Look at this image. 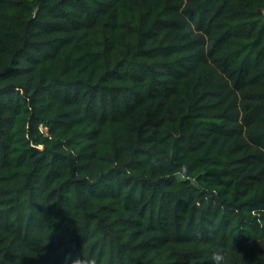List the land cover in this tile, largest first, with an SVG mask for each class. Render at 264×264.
Returning a JSON list of instances; mask_svg holds the SVG:
<instances>
[{
    "label": "trees",
    "instance_id": "16d2710c",
    "mask_svg": "<svg viewBox=\"0 0 264 264\" xmlns=\"http://www.w3.org/2000/svg\"><path fill=\"white\" fill-rule=\"evenodd\" d=\"M216 251L264 264V0H0V264Z\"/></svg>",
    "mask_w": 264,
    "mask_h": 264
},
{
    "label": "clouds",
    "instance_id": "9594fccd",
    "mask_svg": "<svg viewBox=\"0 0 264 264\" xmlns=\"http://www.w3.org/2000/svg\"><path fill=\"white\" fill-rule=\"evenodd\" d=\"M65 264H95L94 259H87L80 256L72 257L68 256L65 258ZM210 264H225V256L222 251H216L212 253L210 257Z\"/></svg>",
    "mask_w": 264,
    "mask_h": 264
},
{
    "label": "rangeland",
    "instance_id": "374dc122",
    "mask_svg": "<svg viewBox=\"0 0 264 264\" xmlns=\"http://www.w3.org/2000/svg\"><path fill=\"white\" fill-rule=\"evenodd\" d=\"M41 127V126H40ZM45 127L42 126V129H44Z\"/></svg>",
    "mask_w": 264,
    "mask_h": 264
},
{
    "label": "built area",
    "instance_id": "2783aa9c",
    "mask_svg": "<svg viewBox=\"0 0 264 264\" xmlns=\"http://www.w3.org/2000/svg\"><path fill=\"white\" fill-rule=\"evenodd\" d=\"M40 128H42V126Z\"/></svg>",
    "mask_w": 264,
    "mask_h": 264
}]
</instances>
